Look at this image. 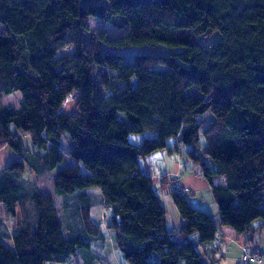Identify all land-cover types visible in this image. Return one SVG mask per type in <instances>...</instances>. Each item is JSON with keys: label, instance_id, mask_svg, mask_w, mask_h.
Returning <instances> with one entry per match:
<instances>
[{"label": "trees", "instance_id": "16d2710c", "mask_svg": "<svg viewBox=\"0 0 264 264\" xmlns=\"http://www.w3.org/2000/svg\"><path fill=\"white\" fill-rule=\"evenodd\" d=\"M107 2L0 0V147L20 158L0 173V264L70 263L78 255L94 263L93 244L105 235L92 218L91 188L111 209L106 227L128 264H216L206 248L217 226L189 203L180 180L169 189L182 219L176 230L134 190L141 160L171 137L209 183L221 223L248 236L242 262L261 264L248 244L255 219L264 229V0ZM93 17L123 34L97 31ZM215 32L219 39L208 41ZM156 45L168 52L119 50ZM17 91L18 106L5 105L1 95ZM207 111L212 119H200ZM146 132L156 135L129 139ZM20 134L30 136L31 151ZM65 134L75 163L60 166ZM25 168L35 178L53 171L63 213Z\"/></svg>", "mask_w": 264, "mask_h": 264}, {"label": "rangeland", "instance_id": "374dc122", "mask_svg": "<svg viewBox=\"0 0 264 264\" xmlns=\"http://www.w3.org/2000/svg\"><path fill=\"white\" fill-rule=\"evenodd\" d=\"M100 2L105 5L108 4L107 0H100ZM100 19L97 17L92 18L91 24L96 26L97 31L101 30L103 27ZM105 26V31L107 36L109 37H117L123 34V30L113 26L110 23L103 24ZM103 29V28H102ZM220 37L219 33L215 32L208 41H216ZM204 42H207V40ZM99 47L102 49H108L107 46L103 44H99ZM122 53L126 55H135V54H145V53H160L168 52L166 48L162 45L156 46H144V47H125L119 49ZM71 51V47L63 48L59 54L68 53ZM131 84L135 87L137 85V79L134 77L131 79ZM74 94L71 93L67 101L65 103L64 109L66 112H69L74 107ZM1 99L5 105L10 107L18 106L19 101L21 100V93L19 91L14 92L9 95H1ZM204 119L205 121H209L212 119V113L207 111L205 114L200 116V119ZM14 129V127H12ZM145 134H154L155 132H146L143 134H130L129 139L131 142L140 144V139L143 138ZM21 140L25 149L32 150L33 144L29 135L20 134ZM202 140V138H201ZM69 142L70 137L65 134L62 137L60 142V150L64 153V159L60 166L63 165H72L75 163V160L69 154ZM165 147L160 149H156L147 155L146 160H141L140 164L143 168L147 169L149 173L151 171V175L155 177H162L159 182L156 184L154 179V186H151L150 181L148 182V186L151 189L146 190L145 194H142V198L150 199L149 202H152L155 207L159 208L156 202L158 201L162 208L166 211L167 215V227L171 230H176L180 227L182 223V219L178 213V210L174 204L171 192L169 189L175 187L174 183L176 181L179 184L178 180H180V184L178 185L180 190H184L186 192L185 198L189 201V203L200 210L206 211L213 217V220L217 226V230L219 233H226L228 238L224 239V242L221 244L219 248H216L214 253L209 257L211 260H218L216 264H246L241 260L242 253V245L246 243L248 238L247 235H238L235 230L227 225H223L220 221V214L218 206L214 200L212 191L210 189V185L207 180L200 174L195 173L194 170L191 169V162L187 156L188 147L185 145H176L175 139L173 137L166 139ZM144 158V159H145ZM20 159L18 155H16L12 150L8 147H0V173L2 170L9 165L11 162ZM152 170H151V169ZM83 169V168H82ZM178 175V179H174L175 175ZM33 173H30L28 169L25 168L23 172V176L26 179L34 180L37 184L38 189L45 194H50L54 196L59 209L64 212V209H61V198L59 196H55L53 192V184H52V172H45L39 177L35 178ZM168 178H167V177ZM36 179V180H35ZM169 179V186L167 188V184H161L163 180ZM147 180H150L147 179ZM166 185V186H165ZM153 187V188H152ZM92 190L86 191V193L92 197L95 204L91 209V214L93 219L96 222H99L103 225H107L111 221L112 212L111 209L105 208L102 205V195L100 190L97 188H91ZM140 191V190H138ZM264 206V201L262 203ZM0 207V216H4L5 212ZM9 230H12L11 219L7 220ZM181 222V223H180ZM262 220L257 218L253 221V227L255 228V233L253 236V243L248 244L249 249L258 248L264 258V229L260 227ZM108 229V228H107ZM111 233L109 236H106V249H107V261L110 264H128L126 260L121 255L116 243H114V233L112 229H108ZM229 230V231H228ZM112 239V240H111ZM7 245H11V240H5ZM76 259V258H75ZM74 259V260H75ZM45 264H68V263H52L46 262ZM95 264H103L101 261H97L95 259ZM252 264V263H250ZM261 264H264V260Z\"/></svg>", "mask_w": 264, "mask_h": 264}, {"label": "crops", "instance_id": "0c3cea01", "mask_svg": "<svg viewBox=\"0 0 264 264\" xmlns=\"http://www.w3.org/2000/svg\"><path fill=\"white\" fill-rule=\"evenodd\" d=\"M91 21H92V19H91ZM101 24V23H100ZM103 27V29H105V26L103 25V24H101ZM101 28V29H102ZM155 137V135L154 134H145V135H143V138H154ZM146 160V158L144 159V161ZM141 168H142V170H143V175H142V177H139V178H137L136 180H135V184H134V190L139 194V196L141 197V199L143 200V201H150V199H147L148 197H146V198H142V194H145V191L146 190H148L149 191V189H151V187H149L148 186V182L150 181V183H151V186H154V179L156 180L155 181V183L157 184L158 182H159V180L160 179H162L163 178V176L162 177H155V176H153V175H151L150 173H151V171L148 173L147 172V169L146 168H143L142 166H141ZM151 169V168H150ZM191 169H192V166H191ZM152 170V169H151ZM196 173V172H195ZM167 177V176H166ZM150 178V180H147V179H149ZM168 178V177H167ZM161 184H162V182H161ZM166 186V185H165ZM167 186H169V179H168V185ZM153 188V187H152ZM138 190H140V191H138ZM153 202V201H152ZM154 203V202H153ZM156 204L158 205V207L159 208H162V206L160 205V203L157 201L156 202ZM93 218V217H92ZM99 223V222H98ZM101 224V223H100ZM101 226H102V230H103V232H104V235H105V241H104V243L103 244H98V243H94L93 244V251H94V253H91V254H95L96 256H95V259L97 260V261H101L103 264H110L108 261H107V258H106V256H107V249H106V236L108 235H110V234H108V233H111L108 229H107V227H106V225H103V224H101ZM229 231V230H228ZM114 233V232H113ZM110 237V236H109ZM226 238H228V236H227V234L226 233H219L218 232V230H217V233H216V236H215V239L213 240V241H211L209 244H207L208 246H207V251H211V250H213V251H215V249L216 248H219L220 246H221V244L224 242V239H226ZM112 240V239H111ZM112 241H115V240H112ZM115 243V242H114ZM212 252V251H211ZM214 253V252H213ZM210 255H212V254H210ZM83 257L81 256V255H78L77 257H76V259L75 260H73L72 262H70V263H68V264H84L83 263ZM218 261V260H217ZM91 264H95V261H94V263H91Z\"/></svg>", "mask_w": 264, "mask_h": 264}, {"label": "built area", "instance_id": "2783aa9c", "mask_svg": "<svg viewBox=\"0 0 264 264\" xmlns=\"http://www.w3.org/2000/svg\"><path fill=\"white\" fill-rule=\"evenodd\" d=\"M176 182V181H175ZM179 183V182H178ZM182 193H185V191L183 190H180ZM248 257V255H246V254H244L243 255V260H245V259H249V260H251V261H256V258L255 257H249V258H247Z\"/></svg>", "mask_w": 264, "mask_h": 264}]
</instances>
